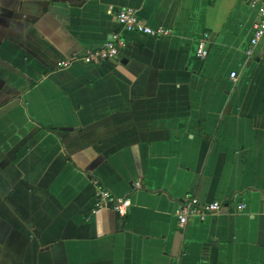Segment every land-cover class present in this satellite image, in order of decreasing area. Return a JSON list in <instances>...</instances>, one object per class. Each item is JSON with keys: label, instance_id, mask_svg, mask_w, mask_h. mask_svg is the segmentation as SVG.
I'll return each instance as SVG.
<instances>
[{"label": "crops", "instance_id": "1", "mask_svg": "<svg viewBox=\"0 0 264 264\" xmlns=\"http://www.w3.org/2000/svg\"><path fill=\"white\" fill-rule=\"evenodd\" d=\"M126 8L171 34L122 33ZM257 19L244 0H0V264H264ZM117 33L116 59H85ZM95 182L126 217L94 209ZM185 194L245 210L180 228Z\"/></svg>", "mask_w": 264, "mask_h": 264}, {"label": "built area", "instance_id": "2", "mask_svg": "<svg viewBox=\"0 0 264 264\" xmlns=\"http://www.w3.org/2000/svg\"><path fill=\"white\" fill-rule=\"evenodd\" d=\"M249 8L256 9L258 19L252 26V34L248 42L247 56H251L255 49L264 50V0H244ZM116 22L122 33H137L153 38H161L169 36L171 30L164 27L152 28L145 24L137 14L131 9H121L115 14ZM127 47V41L120 33L113 34L111 39L101 48L88 52L85 59L88 62L100 64L109 60L116 59L120 53ZM196 58L204 60L208 55L206 46V36L200 40L196 47ZM69 65V61H61L58 67L65 68ZM232 73L231 77L234 78ZM139 184H136L138 187ZM95 202L94 209L113 210L118 216L124 218L128 214L131 202L127 197H117L105 190L102 186L95 182ZM229 207L233 213H241L245 210V204L232 199L230 202L222 201L201 202L191 194H185L178 203L176 209V218L178 226L184 228L193 218L203 220L205 217L218 214L223 208Z\"/></svg>", "mask_w": 264, "mask_h": 264}, {"label": "trees", "instance_id": "3", "mask_svg": "<svg viewBox=\"0 0 264 264\" xmlns=\"http://www.w3.org/2000/svg\"><path fill=\"white\" fill-rule=\"evenodd\" d=\"M210 249L213 250L214 249V245L212 244V242H208L205 244V246L203 247V251H202V261L207 263L210 260H212V258L210 257Z\"/></svg>", "mask_w": 264, "mask_h": 264}, {"label": "water", "instance_id": "4", "mask_svg": "<svg viewBox=\"0 0 264 264\" xmlns=\"http://www.w3.org/2000/svg\"><path fill=\"white\" fill-rule=\"evenodd\" d=\"M62 131H67V128H61Z\"/></svg>", "mask_w": 264, "mask_h": 264}]
</instances>
